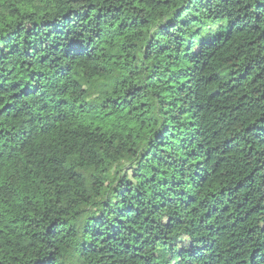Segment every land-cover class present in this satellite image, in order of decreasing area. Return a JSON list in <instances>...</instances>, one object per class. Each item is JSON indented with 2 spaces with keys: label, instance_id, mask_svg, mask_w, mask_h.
Masks as SVG:
<instances>
[{
  "label": "trees",
  "instance_id": "obj_1",
  "mask_svg": "<svg viewBox=\"0 0 264 264\" xmlns=\"http://www.w3.org/2000/svg\"><path fill=\"white\" fill-rule=\"evenodd\" d=\"M0 264H264V0H0Z\"/></svg>",
  "mask_w": 264,
  "mask_h": 264
}]
</instances>
